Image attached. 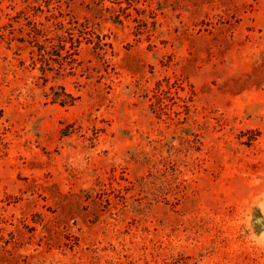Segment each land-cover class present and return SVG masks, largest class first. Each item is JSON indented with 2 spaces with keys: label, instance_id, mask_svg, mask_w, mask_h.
I'll use <instances>...</instances> for the list:
<instances>
[{
  "label": "rangeland",
  "instance_id": "obj_1",
  "mask_svg": "<svg viewBox=\"0 0 264 264\" xmlns=\"http://www.w3.org/2000/svg\"><path fill=\"white\" fill-rule=\"evenodd\" d=\"M0 264H264V0H0Z\"/></svg>",
  "mask_w": 264,
  "mask_h": 264
},
{
  "label": "trees",
  "instance_id": "obj_2",
  "mask_svg": "<svg viewBox=\"0 0 264 264\" xmlns=\"http://www.w3.org/2000/svg\"><path fill=\"white\" fill-rule=\"evenodd\" d=\"M34 33H36L35 35L38 37L39 35H42L43 36V34H42V32L40 31V28H37V26H36V28H35V31H34ZM50 37H47L44 41L45 42H52V40L51 39H49ZM71 41H70V43H71V46L72 45H75L74 44V42L77 40V38L74 36V35H72L71 36V38H69ZM45 45V44H44ZM48 46H50V45H45V46H43L42 44H40V45H37V48H38V50H39V52H40V54H41V56L43 57L44 55H45V53L46 52H49V51H46L47 50V48H48ZM75 46H73V48H74ZM71 53H73V52H71ZM74 53H76V52H74ZM44 70V69H43ZM66 97H68V98H66ZM66 97L65 98H59L58 97V94L57 95H55V97H54V99L55 100H58L61 104H63V105H65V104H67V103H72V101L74 100V96H73V94H70V93H67L66 94Z\"/></svg>",
  "mask_w": 264,
  "mask_h": 264
}]
</instances>
